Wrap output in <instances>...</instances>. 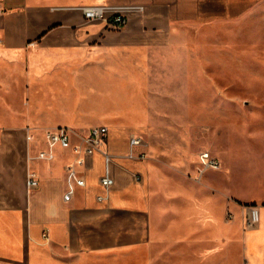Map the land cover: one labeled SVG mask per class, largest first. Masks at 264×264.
I'll use <instances>...</instances> for the list:
<instances>
[{
	"label": "crops",
	"instance_id": "crops-1",
	"mask_svg": "<svg viewBox=\"0 0 264 264\" xmlns=\"http://www.w3.org/2000/svg\"><path fill=\"white\" fill-rule=\"evenodd\" d=\"M230 1H0V264H76L86 255L150 249L156 241L236 233L242 264H264V172L254 179L252 155L249 175L232 163L198 179L201 151L179 183L158 175L145 143L134 147L145 158L128 156L130 136L144 137L142 129L154 122L125 98L153 89L149 82L160 79L155 75L176 53L180 27L216 13L219 4L233 10ZM128 2L145 10L130 14L121 29L85 21L79 7ZM91 96L98 97L93 104ZM100 124L109 127L102 149L113 154L109 190L101 182L102 150L76 166L84 186L69 173L72 150L58 147L54 159L35 158L44 130L68 126L85 134ZM31 130L35 140L26 138ZM30 166L38 172L36 188L26 185ZM248 204L260 213L251 227L244 224Z\"/></svg>",
	"mask_w": 264,
	"mask_h": 264
},
{
	"label": "rangeland",
	"instance_id": "rangeland-1",
	"mask_svg": "<svg viewBox=\"0 0 264 264\" xmlns=\"http://www.w3.org/2000/svg\"><path fill=\"white\" fill-rule=\"evenodd\" d=\"M229 4L233 10L219 4L216 13L180 27L176 53L155 75L160 79L149 82L153 89L125 98L154 122L142 130L147 159L161 178L179 183L204 150L221 159L213 172L233 163L236 172L246 167L249 175V154L254 179L264 172V0ZM95 99L91 96L92 104ZM241 251L236 233L156 241L150 249L86 255L76 264H242Z\"/></svg>",
	"mask_w": 264,
	"mask_h": 264
},
{
	"label": "built area",
	"instance_id": "built-area-1",
	"mask_svg": "<svg viewBox=\"0 0 264 264\" xmlns=\"http://www.w3.org/2000/svg\"><path fill=\"white\" fill-rule=\"evenodd\" d=\"M79 7L83 13L85 21H104L106 25L120 29L127 24L130 14L143 12L145 10L143 4L136 2L83 4ZM3 10L4 8H0V13H2ZM108 134L109 127L105 124L94 125L85 134H80L68 126L46 129L43 131V141L45 145L37 150L35 158L41 160L54 159L58 147L72 150L75 159L69 173L78 185L84 186L86 180L79 174L76 166L84 165L87 157L93 155L98 150H102L105 157L106 167L105 173L101 177V182L105 190H109L114 183V178L111 175L110 170L113 154L102 149V143L107 140ZM26 138L27 140H35L36 134L33 130L28 131ZM143 144V135L133 133L130 136V152L128 153V156H136L142 159L145 158L146 152L142 151L135 153L134 151V147ZM199 159L198 179H200L207 170L218 169L221 167L220 159L213 155L209 150L202 151ZM136 178L139 177L136 176ZM26 185L28 188H36L39 185L38 172L33 166H30L27 169ZM103 198V195L98 196L99 200H102ZM259 220V207L254 204H248L246 206V216L244 220L245 227L254 226L258 224Z\"/></svg>",
	"mask_w": 264,
	"mask_h": 264
}]
</instances>
